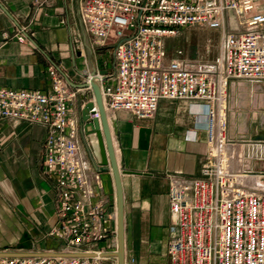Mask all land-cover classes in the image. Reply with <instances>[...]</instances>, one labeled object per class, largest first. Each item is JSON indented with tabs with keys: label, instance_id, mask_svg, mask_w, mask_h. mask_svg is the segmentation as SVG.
<instances>
[{
	"label": "built area",
	"instance_id": "2783aa9c",
	"mask_svg": "<svg viewBox=\"0 0 264 264\" xmlns=\"http://www.w3.org/2000/svg\"><path fill=\"white\" fill-rule=\"evenodd\" d=\"M79 15L97 46H112L114 72L95 76L107 116L122 111L151 119L162 100L203 108L207 150L199 176L169 178L168 264H264V174L236 154L241 142L229 137L227 121L229 82H264L261 0H80ZM186 27L221 32L215 59H185L180 50L167 59L165 40ZM17 41L23 43L24 36ZM48 75L46 92L0 88V122L46 128L43 172L53 178L56 197V222L47 237L59 246L47 253L95 256L11 257L0 258V264H117L102 256L116 251V211L108 213L96 200L99 176L87 167L69 116L75 92L55 68ZM91 78L83 72V83ZM89 102L88 121L100 120L93 95ZM247 178L258 183L249 185ZM102 243V249L80 250ZM124 264L136 262L125 258Z\"/></svg>",
	"mask_w": 264,
	"mask_h": 264
},
{
	"label": "crops",
	"instance_id": "0c3cea01",
	"mask_svg": "<svg viewBox=\"0 0 264 264\" xmlns=\"http://www.w3.org/2000/svg\"><path fill=\"white\" fill-rule=\"evenodd\" d=\"M79 5L80 0H0V88L46 92L48 69L55 68L75 92L69 116L77 125L80 153L89 170L97 173L79 128L81 109L92 94L76 86L83 83L85 71L114 72L112 46L99 47L91 40L81 23ZM19 34L25 38L23 43L17 41ZM108 120L121 178L125 258H133L136 264H168L166 246L172 237L169 178L199 176L207 150L203 108L162 100L151 119L117 111L110 112ZM227 121L229 137L241 142L236 154L241 161H251L247 166L255 173L264 174V169L255 167L264 163V139L255 140L264 138V82H229ZM84 137L97 163L96 150L89 136ZM45 138L42 125L0 122V253L59 249L47 237L56 222V197L53 178L43 172ZM97 174L96 200L112 213L116 211L112 173L106 168ZM259 182L264 183V178ZM106 244L113 246L110 237ZM104 245L86 244L80 250Z\"/></svg>",
	"mask_w": 264,
	"mask_h": 264
},
{
	"label": "water",
	"instance_id": "95a60500",
	"mask_svg": "<svg viewBox=\"0 0 264 264\" xmlns=\"http://www.w3.org/2000/svg\"><path fill=\"white\" fill-rule=\"evenodd\" d=\"M91 79L89 83H80L77 89L91 88L92 95L99 111L100 120H89V111L93 108L92 102H87L81 109L79 128L82 141L89 153L90 161L93 169L97 173H101L103 169L110 168L113 176L116 192V251L113 253H105L103 257H114L117 259V264H124V217H123V195L121 188L120 171L117 164V159L114 151L112 136L109 127L108 116L103 107L102 98L98 84L95 82L96 73H90ZM80 100V98H78ZM95 135L98 145V162L95 163L91 157L89 148L85 142V137ZM263 137L255 140H263ZM94 254H59V253H0V258H28V257H93Z\"/></svg>",
	"mask_w": 264,
	"mask_h": 264
},
{
	"label": "rangeland",
	"instance_id": "374dc122",
	"mask_svg": "<svg viewBox=\"0 0 264 264\" xmlns=\"http://www.w3.org/2000/svg\"><path fill=\"white\" fill-rule=\"evenodd\" d=\"M220 36V31L208 30L204 27H186L175 37L166 40V56L168 59L173 58L180 50L185 58L212 61L219 53ZM255 167L264 169V163L259 162Z\"/></svg>",
	"mask_w": 264,
	"mask_h": 264
},
{
	"label": "bare ground",
	"instance_id": "6f19581e",
	"mask_svg": "<svg viewBox=\"0 0 264 264\" xmlns=\"http://www.w3.org/2000/svg\"><path fill=\"white\" fill-rule=\"evenodd\" d=\"M89 139H90V142L92 143L93 147L95 148L97 156H98V145H97V139H96L95 135L89 136ZM247 179L248 180L245 182L249 185H254V184L256 185L258 183L256 178H247Z\"/></svg>",
	"mask_w": 264,
	"mask_h": 264
}]
</instances>
